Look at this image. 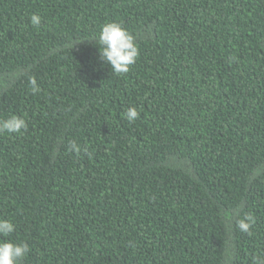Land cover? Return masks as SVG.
I'll return each mask as SVG.
<instances>
[{
	"label": "trees",
	"instance_id": "obj_1",
	"mask_svg": "<svg viewBox=\"0 0 264 264\" xmlns=\"http://www.w3.org/2000/svg\"><path fill=\"white\" fill-rule=\"evenodd\" d=\"M111 22L139 51L120 75ZM12 115L0 241L28 244L19 264H264V0H0Z\"/></svg>",
	"mask_w": 264,
	"mask_h": 264
},
{
	"label": "clouds",
	"instance_id": "obj_2",
	"mask_svg": "<svg viewBox=\"0 0 264 264\" xmlns=\"http://www.w3.org/2000/svg\"><path fill=\"white\" fill-rule=\"evenodd\" d=\"M30 20L34 26H38L41 18L33 14ZM96 39L101 58L111 66L114 74L127 73L130 66L136 62L139 55L138 46L134 43L133 36L120 23L111 22L102 25ZM29 83L33 94L37 93L39 88L36 86L35 78L30 77ZM123 117L133 122L138 118V112L135 108H129L123 113ZM21 129H27L26 120L21 116L12 115L0 120V133H20ZM70 148L77 154L81 151L75 142ZM84 151L87 153V149ZM253 223V216L245 214L237 221V226L241 232L248 233ZM13 232L14 224L10 220L0 219V236H8ZM29 251L27 243L0 241V264H19Z\"/></svg>",
	"mask_w": 264,
	"mask_h": 264
}]
</instances>
